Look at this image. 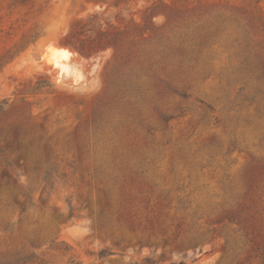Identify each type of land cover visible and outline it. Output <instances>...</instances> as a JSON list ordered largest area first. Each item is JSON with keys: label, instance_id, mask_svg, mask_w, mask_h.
<instances>
[{"label": "rangeland", "instance_id": "1", "mask_svg": "<svg viewBox=\"0 0 264 264\" xmlns=\"http://www.w3.org/2000/svg\"><path fill=\"white\" fill-rule=\"evenodd\" d=\"M0 264H264V0H0Z\"/></svg>", "mask_w": 264, "mask_h": 264}, {"label": "bare ground", "instance_id": "2", "mask_svg": "<svg viewBox=\"0 0 264 264\" xmlns=\"http://www.w3.org/2000/svg\"><path fill=\"white\" fill-rule=\"evenodd\" d=\"M74 56V53L67 48H56L53 49L50 53L49 61L55 66H62V61L71 59Z\"/></svg>", "mask_w": 264, "mask_h": 264}, {"label": "trees", "instance_id": "3", "mask_svg": "<svg viewBox=\"0 0 264 264\" xmlns=\"http://www.w3.org/2000/svg\"><path fill=\"white\" fill-rule=\"evenodd\" d=\"M96 17H97V15L93 16V18H96ZM69 36L72 37L73 36V32L70 33ZM68 43H69V45L74 46V44L72 42H68ZM75 48L77 50H79V52L87 54L88 56H91L93 54L90 51H86L87 49H85V47H75ZM97 48H98L97 50H99V51H104V50H106L108 48L116 49L117 48V43H116V41H107L105 44L104 43H100ZM102 256H104V255H102Z\"/></svg>", "mask_w": 264, "mask_h": 264}]
</instances>
